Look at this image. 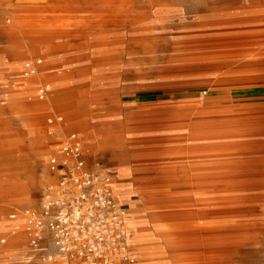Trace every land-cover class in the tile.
I'll return each mask as SVG.
<instances>
[{
	"label": "bare ground",
	"instance_id": "6f19581e",
	"mask_svg": "<svg viewBox=\"0 0 264 264\" xmlns=\"http://www.w3.org/2000/svg\"><path fill=\"white\" fill-rule=\"evenodd\" d=\"M185 2H58L51 5L53 9L42 11L46 15L35 24L22 12L20 4L8 2L4 7L12 13L21 35L28 38L22 44L19 42L14 56L27 51L46 52L53 57L69 51L74 37L71 30L77 25L81 28L79 37L94 36L99 42L101 59L110 62L114 79L120 76L119 65L121 70L125 63L126 70L130 65L139 67L137 58L141 59L142 51L166 45L167 40L180 46L178 52L184 54L183 63L203 64L213 74L216 84L232 96L228 106L214 112L200 111L177 123L141 120L138 126L131 120L132 100L123 90L115 88L110 93L113 126L101 125V120L93 114L90 119L85 117L80 121L92 131L81 132L79 136L89 145L99 143L100 147L141 151L137 164L144 175L137 178L129 169H121L118 177L122 185L115 184L112 189L118 193L122 206L133 195L132 189L124 185L132 179L141 183L143 192L154 196L147 200L149 224L144 227L153 229L156 235H139V226L131 225L136 231L133 242L140 239L143 243L150 242L144 257L162 255L166 248L171 249L173 264H247L264 249V97L240 101L239 96L264 94V60L251 57V47L225 42L222 17L207 13L204 0H198L194 7ZM83 6L86 8L80 9ZM61 7L67 8L65 14H57ZM0 36L6 42L18 38L15 28L5 25H0ZM42 65L37 67V76ZM23 81L19 85L24 87ZM86 96L87 92L82 91L81 102L87 101H83ZM63 97L57 95L55 101ZM22 151L38 167L47 157L57 156L55 148L33 135H28ZM52 179L48 174L29 182L30 187L38 189L37 196L29 198V204L43 198V191ZM4 192L0 190V195ZM9 196L15 205L24 204L26 199L21 190ZM9 219L5 227L10 244L18 245L21 234L30 237L22 215ZM162 236L166 238V247H159L158 252L154 241ZM147 264L167 263L160 260Z\"/></svg>",
	"mask_w": 264,
	"mask_h": 264
},
{
	"label": "rangeland",
	"instance_id": "374dc122",
	"mask_svg": "<svg viewBox=\"0 0 264 264\" xmlns=\"http://www.w3.org/2000/svg\"><path fill=\"white\" fill-rule=\"evenodd\" d=\"M85 1L88 0H0V25L14 27L18 37L16 40L7 39L6 42L0 36V190L5 191L0 195V264H47L43 260L44 255L51 254L48 239L41 250L33 249L30 246V238L23 234L18 237V245L10 244L7 239L8 229L5 225L9 215L27 209L38 211L43 204L42 199L31 201L35 202L34 204L28 203L29 198L37 196L38 191L35 187H30L29 182L49 174L47 169L49 158L47 157L43 165L38 167L31 157L25 155L22 150L27 145L28 135L41 138L51 149L57 150L62 143L64 132L74 131L79 135L81 132L92 131V128L81 125L80 121L85 117L91 118L90 115L94 114L97 120H101V125L112 127L113 101L110 93L115 88L123 90V93L132 100L131 120L138 126L141 125V120L177 123L200 111H217L228 106L232 100L229 91L216 84L217 79H213V74L206 71L203 64L183 63L184 54L178 52L180 46L169 43L170 40L164 41L166 45L142 51L141 59L137 58L139 67L130 65L126 70L125 63L121 70L122 65H119L117 71L120 72V76L117 79L112 78L113 67L110 62L101 59L99 42L94 36L79 37L81 28L77 25H73L75 29L71 30L74 37L70 41L69 51L59 52L53 57L48 56L46 52L36 54L27 51L18 56L12 55L20 45L19 42L22 44L23 40L28 38L22 36L13 23L14 17L5 10V3L20 4L22 12L30 17V21H35L32 22L35 24L36 20L45 14L42 11L53 9L51 5L54 3ZM185 1L187 6L193 7L198 2ZM204 2L206 5L203 7L207 13L222 17L225 42L236 47H251L253 50L251 57L264 60V0H204ZM83 8L86 7L80 9ZM59 9L62 10L56 11L57 14L67 12L65 7ZM38 59L42 60L43 64L41 74L26 75L22 71L24 64ZM21 81L26 86H20ZM42 84L49 85V93L47 98L40 102L37 99V91ZM82 91L87 92L86 98L83 99L87 100L85 102H81ZM57 95L64 97L56 102ZM260 97H264V94L245 93L239 96V100ZM57 116L63 118L64 126L50 127L48 118ZM138 137L141 140V133ZM82 143L87 168L92 169L95 162H100L112 176V188L115 184H121L118 177V171L121 169H129L137 178L144 175L141 174V165L137 164V161L141 160V151H133L132 148L121 151L100 147L99 143L95 145L83 141ZM124 185L133 191L127 205H121L116 191L114 196L129 213L128 251L134 261L121 264H147L160 260L173 264L171 249L165 248V237L154 241L156 244L154 248L159 252V249L164 247L165 253L150 258L144 257L145 247L150 246V242L143 243L141 239L138 242L132 241L136 236V231L131 227L133 223L139 226V235H156L153 229L145 228V225L149 224L147 200H152L154 196L143 192L141 183L134 179L125 182ZM13 190L25 193L24 204L15 205L11 202L9 195L14 192ZM247 264H264V249L259 250L255 259Z\"/></svg>",
	"mask_w": 264,
	"mask_h": 264
},
{
	"label": "built area",
	"instance_id": "2783aa9c",
	"mask_svg": "<svg viewBox=\"0 0 264 264\" xmlns=\"http://www.w3.org/2000/svg\"><path fill=\"white\" fill-rule=\"evenodd\" d=\"M41 60L25 63V74L37 73ZM49 85L42 84L37 99L43 102ZM50 127L64 126L62 117H49ZM63 124V125H62ZM83 143L74 132H64L57 156L49 157L47 169L53 178L43 191L40 210H24L22 215L30 246L41 250L46 240L53 247L44 255L47 264H113L130 262L129 213L112 190V176L100 162L87 168Z\"/></svg>",
	"mask_w": 264,
	"mask_h": 264
}]
</instances>
